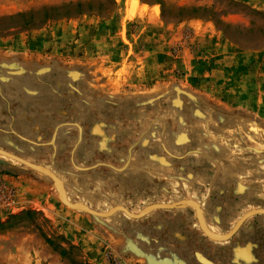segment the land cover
Returning a JSON list of instances; mask_svg holds the SVG:
<instances>
[{"label": "rangeland", "instance_id": "rangeland-1", "mask_svg": "<svg viewBox=\"0 0 264 264\" xmlns=\"http://www.w3.org/2000/svg\"><path fill=\"white\" fill-rule=\"evenodd\" d=\"M138 1L0 0V149L72 203L191 200L227 234L264 209V132L196 89L194 58L205 30L264 62V0ZM88 242L111 264H264V214L226 241L189 205L97 217L0 155V264H93Z\"/></svg>", "mask_w": 264, "mask_h": 264}, {"label": "crops", "instance_id": "crops-1", "mask_svg": "<svg viewBox=\"0 0 264 264\" xmlns=\"http://www.w3.org/2000/svg\"><path fill=\"white\" fill-rule=\"evenodd\" d=\"M199 39L202 45L197 54L199 57L194 61L201 77L200 84L195 85L196 89L226 113L253 115L254 121L250 123L257 124V129L264 132V62L260 52L240 48L224 39L220 32L207 33L204 30ZM260 138V144H263L264 135ZM201 208L206 223L205 210L202 205ZM98 247L97 243L88 242L83 248L89 261L93 264H111L106 253ZM120 264L136 263L124 259Z\"/></svg>", "mask_w": 264, "mask_h": 264}, {"label": "water", "instance_id": "water-1", "mask_svg": "<svg viewBox=\"0 0 264 264\" xmlns=\"http://www.w3.org/2000/svg\"><path fill=\"white\" fill-rule=\"evenodd\" d=\"M0 155L8 157V158H10L16 162H19V163L37 171V172H40L46 176H49L52 180H54V182H55V184H56V186L60 192V195H61V198H62V201L64 202V204H66L67 206H69L72 209L80 210V211L89 213L91 215L97 216V217H103V218L109 217L117 211H122L131 218L139 219V218H142L143 216H145L146 214H148L149 212H151L153 210L172 209V208H178V207H182L184 205L192 204L194 206L200 228L206 234V236H208L210 239L215 240V241H226V240H229L230 238H232V236L237 232V230L242 226V224L249 217H251L253 215H257V214H264V209L251 210V211L247 212L240 220H238V222L236 223V225L234 226L232 231H230L229 233L224 234V235L212 236L206 227V223H205L204 215H203V210H202L201 206L197 202L191 201V200L180 202V203H173V204H153V205L145 207L139 214H133L123 206H116L114 208H111L107 212H97V211L92 210L91 208H89L88 206H86L82 203H72L68 199L67 192H66L63 181L60 178H58V176L54 172H52L50 169L42 167V166L34 164V163H31L29 161H26V160L14 155V154L9 153L7 151H4L2 149H0Z\"/></svg>", "mask_w": 264, "mask_h": 264}, {"label": "bare ground", "instance_id": "bare-ground-1", "mask_svg": "<svg viewBox=\"0 0 264 264\" xmlns=\"http://www.w3.org/2000/svg\"><path fill=\"white\" fill-rule=\"evenodd\" d=\"M138 4H139V1L138 0H134L133 5L136 7V6H138ZM188 205L191 206V207H194L192 204H188ZM206 227H207V225H206ZM207 229H208V231L210 232V234L212 236H219L218 234H215L212 231H210V229L208 227H207Z\"/></svg>", "mask_w": 264, "mask_h": 264}]
</instances>
